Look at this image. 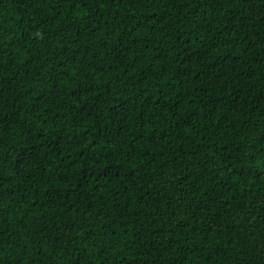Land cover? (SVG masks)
Segmentation results:
<instances>
[{
  "label": "trees",
  "instance_id": "trees-1",
  "mask_svg": "<svg viewBox=\"0 0 264 264\" xmlns=\"http://www.w3.org/2000/svg\"><path fill=\"white\" fill-rule=\"evenodd\" d=\"M0 264H264V0H0Z\"/></svg>",
  "mask_w": 264,
  "mask_h": 264
}]
</instances>
